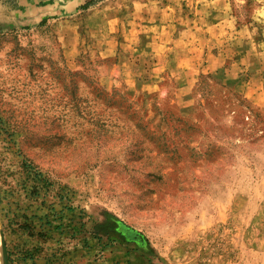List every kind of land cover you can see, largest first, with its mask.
Masks as SVG:
<instances>
[{"label": "rangeland", "instance_id": "1", "mask_svg": "<svg viewBox=\"0 0 264 264\" xmlns=\"http://www.w3.org/2000/svg\"><path fill=\"white\" fill-rule=\"evenodd\" d=\"M88 1L0 0V256L264 264V0Z\"/></svg>", "mask_w": 264, "mask_h": 264}, {"label": "trees", "instance_id": "2", "mask_svg": "<svg viewBox=\"0 0 264 264\" xmlns=\"http://www.w3.org/2000/svg\"><path fill=\"white\" fill-rule=\"evenodd\" d=\"M98 1H100V0H90L87 3H85L84 5H82L81 7L86 8L89 5H92ZM29 171L33 172L31 170H29ZM33 175L35 177L40 176L39 174H37L35 172H33ZM16 224L18 225L19 228L24 229V230L29 228V224L26 221H24L22 223H18L16 221ZM35 251H36V248L28 249V248H24V247L15 246L13 249L7 250L8 264H22V263H25L27 260L33 261Z\"/></svg>", "mask_w": 264, "mask_h": 264}, {"label": "water", "instance_id": "3", "mask_svg": "<svg viewBox=\"0 0 264 264\" xmlns=\"http://www.w3.org/2000/svg\"><path fill=\"white\" fill-rule=\"evenodd\" d=\"M0 238L2 239L1 231H0ZM1 246H2V264H8V261H7V252L5 250V244H4V242H1Z\"/></svg>", "mask_w": 264, "mask_h": 264}, {"label": "bare ground", "instance_id": "4", "mask_svg": "<svg viewBox=\"0 0 264 264\" xmlns=\"http://www.w3.org/2000/svg\"><path fill=\"white\" fill-rule=\"evenodd\" d=\"M0 264H2V257L0 256Z\"/></svg>", "mask_w": 264, "mask_h": 264}, {"label": "crops", "instance_id": "5", "mask_svg": "<svg viewBox=\"0 0 264 264\" xmlns=\"http://www.w3.org/2000/svg\"><path fill=\"white\" fill-rule=\"evenodd\" d=\"M154 69V68H153Z\"/></svg>", "mask_w": 264, "mask_h": 264}]
</instances>
